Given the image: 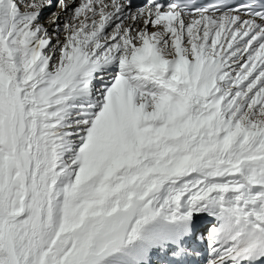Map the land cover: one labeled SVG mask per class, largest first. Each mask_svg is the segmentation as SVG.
I'll use <instances>...</instances> for the list:
<instances>
[{
    "label": "snow or ice",
    "instance_id": "6c2138e0",
    "mask_svg": "<svg viewBox=\"0 0 264 264\" xmlns=\"http://www.w3.org/2000/svg\"><path fill=\"white\" fill-rule=\"evenodd\" d=\"M0 264H264V0H0Z\"/></svg>",
    "mask_w": 264,
    "mask_h": 264
},
{
    "label": "rangeland",
    "instance_id": "374dc122",
    "mask_svg": "<svg viewBox=\"0 0 264 264\" xmlns=\"http://www.w3.org/2000/svg\"><path fill=\"white\" fill-rule=\"evenodd\" d=\"M48 9H49V8H46V9H44V10L48 11ZM56 11H57V8H56V7H52L51 11L46 12L45 14H43V19H42V21H44V22H46V21L50 22V19H49L50 17L48 18V16H51V17H52V13H54V12H56ZM45 18H46V19H45ZM48 25L50 26L51 24L49 23ZM48 25H45V27L48 26ZM202 224H203V221H202Z\"/></svg>",
    "mask_w": 264,
    "mask_h": 264
},
{
    "label": "bare ground",
    "instance_id": "6f19581e",
    "mask_svg": "<svg viewBox=\"0 0 264 264\" xmlns=\"http://www.w3.org/2000/svg\"><path fill=\"white\" fill-rule=\"evenodd\" d=\"M51 11V10H50ZM46 12H48V11H46V10H44L43 11V14H45ZM57 12H59V9H57ZM62 15V14H61ZM51 18V16H48V18ZM49 18V19H50ZM46 19V18H45ZM44 25H48L50 22H48V21H46V22H44V21H41ZM48 29H49V31L51 32L52 31V25H48V26H46ZM61 39H63V36H61ZM202 223V222H201ZM208 223V220L207 219H205V220H203V224H207ZM197 259H199V257H197Z\"/></svg>",
    "mask_w": 264,
    "mask_h": 264
}]
</instances>
